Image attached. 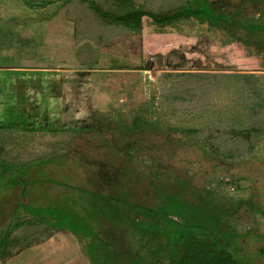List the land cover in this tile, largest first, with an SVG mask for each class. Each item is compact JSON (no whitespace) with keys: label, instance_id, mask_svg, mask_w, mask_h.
<instances>
[{"label":"rangeland","instance_id":"rangeland-1","mask_svg":"<svg viewBox=\"0 0 264 264\" xmlns=\"http://www.w3.org/2000/svg\"><path fill=\"white\" fill-rule=\"evenodd\" d=\"M61 1V5H70L72 11L68 12L76 20L75 28L64 21L63 8L60 11L57 7L39 16L23 11L24 16L35 17H23L30 26L7 27L10 17L17 13L8 11L10 0H0V18L6 22L4 28L0 27V70L27 66L24 70L31 71L21 75L0 71V86H5L0 94L10 97L7 96L9 84L45 86L51 80L67 83L83 73L87 76L80 85L90 89L83 91L82 96L89 94L92 99L90 103L88 99L77 103L79 113H72L70 104L67 105L66 114L76 115L75 120L79 121L76 124H51V129L46 127L35 132L0 124V161L1 165H10L5 171L1 169L0 175L4 176L0 179L3 186L0 197L6 196L11 190L9 187L18 183L27 198L26 205L23 202L19 205L31 211L36 221L39 216L49 217L42 222L60 234V239H73L87 250L77 251L78 246L61 249L57 243L60 250L56 256L61 258L56 260L50 256L55 254L54 250L48 252L49 261L42 264H78L80 253L88 256L93 264V236L100 229L97 220L93 222V199L108 192L109 183L101 177L108 174L113 177L119 169L126 173L122 178L127 180L126 190L133 185L137 174L134 185L137 199L145 204L156 200L149 179L151 173L159 172L154 173L158 178L155 185L160 184L161 173L171 176L177 187L174 191L188 212L184 223L199 226L206 235H221L240 264H264V52L239 43L225 45L226 34L209 30L207 25L175 23L160 29L151 25L148 18L143 22V31L151 39L141 42V38L123 28L127 31L123 35L101 43L107 36L100 34L102 28L93 22L97 21L93 18L95 11L88 5L84 10L89 12L82 10L81 0ZM131 1L144 9L168 13L188 0ZM97 2L107 7V0ZM261 9L264 10V5ZM256 11L251 5L247 15L257 17ZM49 14L50 19H60L61 26H65L57 27L56 21L48 32V41L47 31L34 29L33 25H40V19L47 21ZM26 29L34 34L32 41L36 46L42 43L51 49L50 53L35 51L31 56L18 49L20 53L10 57L13 37H19ZM167 31L187 34L188 38L152 35ZM91 60V64H84ZM60 66L68 74L58 75L53 71ZM39 68L45 69L42 72ZM35 69L39 71L33 73ZM51 71L55 76L49 74ZM93 85L98 86L94 93ZM226 88L228 92L223 91ZM241 89L252 92L257 103L249 140L235 139L231 132V121L238 113L230 107ZM7 102V106L11 105L10 100ZM209 119L221 124L212 131L205 128L203 137L212 142L220 155H232L236 160L213 158L193 139L176 131L199 127ZM30 134L43 136L26 139ZM7 141L12 142L10 159L5 155L10 145ZM31 143L34 148L27 147ZM37 145L43 150L39 151ZM5 202L0 200V206ZM20 222L18 218L11 224ZM6 224L1 228L5 229Z\"/></svg>","mask_w":264,"mask_h":264},{"label":"trees","instance_id":"trees-1","mask_svg":"<svg viewBox=\"0 0 264 264\" xmlns=\"http://www.w3.org/2000/svg\"><path fill=\"white\" fill-rule=\"evenodd\" d=\"M97 1L81 0V9L84 10V6L88 5L95 11L93 18L97 21L93 22L102 28L99 33L107 36L101 43L123 35L127 32L123 28L136 36L141 35L143 22L148 18L151 25L160 29L175 23L207 25L209 30L226 34L228 40L225 45L239 43L246 48L255 47L264 52V10L261 9L264 0H235L234 3L230 0H188L182 7L168 13L138 7L131 0H107L105 8ZM251 5L257 9V17L247 15ZM67 7L70 11V5ZM91 62L93 60L84 64ZM227 89L223 91L228 92ZM256 105V97L252 92L241 89L236 95L230 107L238 113L237 118L231 116V132L235 139L251 138V129L254 128L252 114ZM218 124L221 122L209 119L199 127H184L176 131L193 139L201 150L213 158L236 160L232 155H220L212 142L203 137L205 128L212 131ZM116 172L113 177L109 174L105 178L101 177L109 183L108 192L93 199V222L97 220L100 227L93 236V264H240L230 250V244L223 242L221 235L203 234L199 226L183 222L188 212L174 191L177 187L173 185L171 176L161 173L163 178L159 185H155L158 178L154 173L159 172L151 173L149 179L156 200L145 204L137 199V187L134 186L137 174L133 185L127 186L126 190L124 183L127 180L122 179L126 173L120 169ZM214 203L218 206L216 200ZM22 224L11 225L8 234L11 232V236ZM40 227V240L51 238L55 233L47 224ZM8 234L3 239L5 244L0 248V257L5 256V245L10 244Z\"/></svg>","mask_w":264,"mask_h":264},{"label":"crops","instance_id":"crops-1","mask_svg":"<svg viewBox=\"0 0 264 264\" xmlns=\"http://www.w3.org/2000/svg\"><path fill=\"white\" fill-rule=\"evenodd\" d=\"M10 5H9V12H14L17 13V15H14L12 17H10V25H6L7 27H17L18 25H22V27H28L30 26V23L28 24V22H26L23 17H25L26 19H34V15H30L28 17V15H25L22 13L24 12H29L32 14H41L44 12H50L53 9V7H57L60 11L64 10V21L68 23V25L72 26L73 28L76 27V20L74 18L71 17V15H69V9H68V5L65 3L63 5H61L60 2H62L61 0H10ZM61 5V6H59ZM20 9V10H19ZM72 10H70L71 13ZM75 12V11H74ZM14 14V13H13ZM23 14V16H22ZM51 14L48 15V17H46V20L40 19L41 23L40 25L38 24V26H35L34 29L37 27V29L39 28H43V30L45 29L47 31V37L46 40L49 41V34L48 32H50L53 29V25L56 22L57 27H64L65 24L63 26H61L60 23V19H50ZM68 15L70 16V18L68 17ZM32 21V20H31ZM5 22L4 19L1 17L0 18V27L4 28L5 27ZM75 23V24H74ZM78 23V22H77ZM93 27V26H92ZM34 31V30H33ZM45 31V32H46ZM22 34V35H21ZM19 35V37H13L15 39H12V43H10V47H9V56L10 57H15L17 56L20 51L21 52H27L24 53L26 54H33L35 51L36 52H49L51 51V49L46 47H43L42 43H39V46H36V43H34V40L32 41V39H34V34L29 30L26 29V31H24L23 33H21ZM74 34V33H73ZM154 36H158V37H171L173 35H176L177 38H188L187 34H180V33H176V32H153ZM151 35H146V32L143 31V33L141 35H138L136 37H139L142 39L141 42H143L144 40H148ZM51 38H53L52 36H50ZM152 38H156V37H152ZM144 39V40H143ZM154 40V39H153ZM74 42V41H73ZM20 51H19V50ZM55 51V50H52ZM32 56V55H31ZM42 56V55H41ZM34 57V56H33ZM20 67H15V69H13L12 67H6L3 68V70H0L3 73H16V74H23L24 72H31L28 70H24L27 69L28 67L25 66V68H21ZM63 67H59V69H55L53 70L56 74L60 75V74H68V71H65V69H62ZM33 69V68H30ZM41 69V68H39ZM45 68H42L40 71L44 70ZM37 69L33 70V73H37ZM53 71H51L49 74L55 76L53 73ZM43 72V71H42ZM74 76V75H73ZM87 75H83L79 74L77 75L75 78H71L70 80L67 81V83H65V81H61L58 83H56L54 80H51L50 83L48 84L46 83V85L44 86V84H35L33 85V83H24L21 85H16V84H9L10 85V89H9V94H7V96L9 98H6L5 96L0 94V117L2 116V118L0 119V124L1 123H6L9 124L10 126L13 127L14 130H20V131H25V132H29L30 130H33V132H35L34 130H41V129H45L46 127L50 128L51 124H76L79 121L75 120V116L76 115H72L70 117L67 116L66 114V107L67 105L70 104V109H72V113H79L80 110H76L79 106L77 103L83 102L84 100L88 99V103L91 102V98L90 95L87 94L85 97L82 96V92L83 91H87L90 89L89 86H85V85H80V83H82L81 81L83 79L86 78ZM88 78V77H87ZM65 79V78H64ZM87 81V80H85ZM26 82V81H24ZM84 82V81H83ZM3 85V84H2ZM39 85V86H38ZM41 85V86H40ZM5 87V86H0V91L1 89ZM98 91V86H94L93 85V93ZM1 93V92H0ZM42 93V95H41ZM89 93V92H88ZM37 95V96H35ZM46 95V96H45ZM45 98L44 101H40L38 102L37 100H34L33 98ZM48 98V99H47ZM10 100L11 105L7 106V101ZM44 103L46 104V107L44 108ZM8 110V112H7ZM14 111L12 114H10V112ZM66 117V118H65ZM77 117V116H76ZM66 128H69V126H66ZM40 132V131H39ZM73 132H61L59 134H70ZM58 134V133H56ZM74 134V133H73ZM37 137H33L36 135H28L29 138H25L28 140H36V139H41L43 136V134H37ZM46 137H49L51 135H44ZM8 142V141H7ZM10 143L9 146H7L6 149L7 152H5V155L9 157V159L12 156V142H8ZM7 144V143H6ZM27 145V144H25ZM27 147L30 148H34L33 144L31 143L29 146L27 145ZM37 149H39V151L43 150L40 145L36 146ZM30 150V149H29ZM47 153V152H46ZM45 152L41 153V154H46ZM48 154V153H47ZM16 155V154H15ZM24 154H21V156ZM1 160V159H0ZM8 160L5 161V163H7ZM10 168V165H1V161H0V173H3L1 171V169L3 171L7 170ZM4 168V169H3ZM4 176V175H3ZM0 175V179L3 177ZM3 186H1V181H0V189ZM11 190H9L8 194L6 196L1 195L0 200H6L5 205L2 204L4 206V209H2V205L1 210H0V248L2 246L3 239L7 236L8 232L10 231V226L11 221L15 220V219H20L23 223L22 226L15 230V232H13L10 236V233L8 234V242L10 243L8 246L5 245V251H4V257H0V264H42L43 262H48V256L49 253L48 252H53L55 250V254L50 255V256H54V258L56 260H59L61 257L56 256V252L58 250H60V248H67L68 246H74L77 248V251H82L85 252L87 250H84L83 248L86 247H81L79 246L73 239H60V234H58L57 232L54 233V235L51 238H46V239H42L40 240L39 238V234L41 230V225L43 224V220H48L47 217L45 218H41L39 216V221H36V218H34L31 213V211H29L27 208H24L23 205L27 204V198L25 197V191L23 192L21 186L18 185V183H16L15 185H12L9 187ZM36 191L34 190L33 193H35ZM21 202H23V205H19ZM14 206V208L12 207ZM21 206H23V208H21ZM19 216V217H18ZM35 219V221H33ZM25 221V222H24ZM33 222L36 223L33 226ZM6 223H9L6 224ZM2 224H6L4 226L5 229L1 228ZM6 234V235H3ZM59 240V241H58ZM61 241L64 242L63 244H61ZM57 243L59 244V247L57 245ZM5 244V243H4ZM77 244V245H76ZM61 245V246H60ZM55 249H54V248ZM57 249V250H56ZM80 260L77 261L78 264H90V258H88V256L82 255L80 253Z\"/></svg>","mask_w":264,"mask_h":264}]
</instances>
